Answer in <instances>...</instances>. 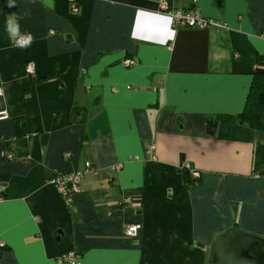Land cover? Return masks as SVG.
<instances>
[{
	"label": "crops",
	"instance_id": "0c3cea01",
	"mask_svg": "<svg viewBox=\"0 0 264 264\" xmlns=\"http://www.w3.org/2000/svg\"><path fill=\"white\" fill-rule=\"evenodd\" d=\"M163 1L218 24L176 29ZM259 57L264 0H0V264H211L230 231L264 238V133L239 120ZM86 162L68 206L52 179Z\"/></svg>",
	"mask_w": 264,
	"mask_h": 264
},
{
	"label": "built area",
	"instance_id": "2783aa9c",
	"mask_svg": "<svg viewBox=\"0 0 264 264\" xmlns=\"http://www.w3.org/2000/svg\"><path fill=\"white\" fill-rule=\"evenodd\" d=\"M160 8L162 11H167L169 13V16L172 19L173 27L176 29L182 28V27H188V28H200V29H206L211 26L217 25L218 23L204 18L200 13L198 9H190V10H183V9H170L169 4L167 1H163L160 5ZM79 8L77 6H74L72 8L73 14L79 13ZM51 33H54L53 31ZM30 38L23 37L20 38L17 42V45L19 46H25L30 43ZM135 64L134 60H126L124 62L125 67H131ZM36 65L34 62H29L26 66V72L29 76L35 75ZM1 95V90H0ZM6 113H0V119L6 118ZM156 150V145L151 143L147 146V152L149 155H153V153ZM183 168L188 169L191 171L192 177L195 179H200V173L192 169L190 165L186 164L183 166ZM122 169V165H116L110 167L111 173H119ZM89 173H96L95 168L92 166L90 162H86L82 169L76 171L74 174L71 175H58L55 176L52 179V184L55 185L60 194L63 196L66 205L71 206L73 203V195L77 193L80 189V183L83 180V178L89 174ZM125 204H131L132 200L130 198L124 199ZM143 226L141 224H128L125 226L124 234L128 239L135 238L139 232L142 230ZM5 249V244L0 239V256L2 255L3 251ZM81 256L77 254L76 252H70L67 255H65L61 261H63L66 264H81L80 263Z\"/></svg>",
	"mask_w": 264,
	"mask_h": 264
},
{
	"label": "water",
	"instance_id": "95a60500",
	"mask_svg": "<svg viewBox=\"0 0 264 264\" xmlns=\"http://www.w3.org/2000/svg\"><path fill=\"white\" fill-rule=\"evenodd\" d=\"M211 264H264V238L244 231H230L214 244Z\"/></svg>",
	"mask_w": 264,
	"mask_h": 264
},
{
	"label": "trees",
	"instance_id": "16d2710c",
	"mask_svg": "<svg viewBox=\"0 0 264 264\" xmlns=\"http://www.w3.org/2000/svg\"><path fill=\"white\" fill-rule=\"evenodd\" d=\"M239 120L244 124H248L251 128L264 133V57H259L258 59L249 97L243 113L239 115ZM15 125L17 136H23L26 127L25 121L16 119ZM181 172L185 181L190 185L200 181V179L193 178L191 171L188 169L182 168Z\"/></svg>",
	"mask_w": 264,
	"mask_h": 264
},
{
	"label": "clouds",
	"instance_id": "9594fccd",
	"mask_svg": "<svg viewBox=\"0 0 264 264\" xmlns=\"http://www.w3.org/2000/svg\"><path fill=\"white\" fill-rule=\"evenodd\" d=\"M9 7H14V4L9 3L8 5ZM9 30L13 33V34H17L18 33V26L14 29L11 24L9 25Z\"/></svg>",
	"mask_w": 264,
	"mask_h": 264
}]
</instances>
